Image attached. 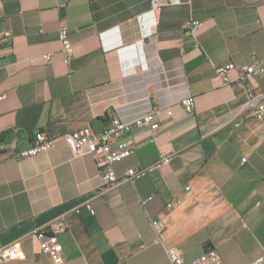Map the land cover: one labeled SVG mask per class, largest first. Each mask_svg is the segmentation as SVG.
Here are the masks:
<instances>
[{
	"label": "crops",
	"instance_id": "1",
	"mask_svg": "<svg viewBox=\"0 0 264 264\" xmlns=\"http://www.w3.org/2000/svg\"><path fill=\"white\" fill-rule=\"evenodd\" d=\"M162 3L156 20L150 0H0V33L10 38L0 64V243L24 254L9 264H52L31 232L60 221L69 264H170L169 248L185 264L208 249L218 264L264 253V116L249 117L246 88L215 72L264 64V0ZM63 18L69 64L57 38ZM190 18L200 22L199 48L183 34ZM254 84L264 93V78ZM186 96L191 114L179 105ZM152 108L171 115L125 136L133 153L114 164L119 176L153 168L135 182H105L90 154L75 157L62 140L32 158L8 153L37 131H100L113 116L131 121ZM161 154L168 164L158 165Z\"/></svg>",
	"mask_w": 264,
	"mask_h": 264
},
{
	"label": "built area",
	"instance_id": "2",
	"mask_svg": "<svg viewBox=\"0 0 264 264\" xmlns=\"http://www.w3.org/2000/svg\"><path fill=\"white\" fill-rule=\"evenodd\" d=\"M151 12L157 20L161 12L162 0H150ZM200 22L188 19L183 26V34L194 40V47L199 48L196 34ZM57 38L61 45L63 62L69 64L73 56V44L68 35V24L66 19H61L58 29ZM10 44V38L0 33V64L3 56V49ZM45 60H49V55H44ZM216 76L219 77L226 85H240L246 88V101L243 110L249 117L261 120L264 116V93L254 94V81L256 77L264 78V64L253 62L250 65L237 66L233 63H227L215 68ZM234 74L235 78L230 79ZM5 100V94L0 95V105ZM180 107L185 113L191 114L194 110V99L192 96H186L180 103ZM165 114L171 115L169 109H150L143 115L131 120L125 121L118 116H113L109 124L100 131L93 130L90 126L71 131L59 136H51L43 131H37L31 140L22 146H16L8 151L10 157L15 160H23L35 157L41 153L51 150L57 141L62 140L72 155L75 157L84 154H90L100 170L102 179L114 184L123 180L135 182L136 180L147 175L153 168H131L123 175H117L114 171V164L128 158L132 153V148L127 145L123 138L130 134L136 128H146L155 131L159 128L156 117ZM4 148L0 144V151ZM170 161V155L161 154L158 165H166ZM151 198L141 199L142 206H145ZM171 207V204H167ZM89 209V207H87ZM90 210V209H89ZM93 214V211L90 210ZM153 227L157 230L160 226L156 220L151 221ZM67 223L64 221L57 222L51 227V232L46 233L41 230H33L31 235L39 240L41 250L52 264H69L63 254V247L58 241L57 235L67 229ZM167 257L170 264H185L182 253L177 248H169ZM24 259V254L18 244L6 246L0 243V264H9L15 260ZM219 256L214 249H208L206 252L189 264H218ZM251 264H264V253L251 262Z\"/></svg>",
	"mask_w": 264,
	"mask_h": 264
},
{
	"label": "trees",
	"instance_id": "3",
	"mask_svg": "<svg viewBox=\"0 0 264 264\" xmlns=\"http://www.w3.org/2000/svg\"><path fill=\"white\" fill-rule=\"evenodd\" d=\"M1 138V137H0Z\"/></svg>",
	"mask_w": 264,
	"mask_h": 264
}]
</instances>
